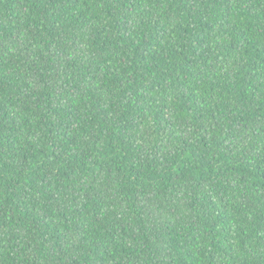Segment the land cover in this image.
Returning <instances> with one entry per match:
<instances>
[{"label":"trees","instance_id":"1","mask_svg":"<svg viewBox=\"0 0 264 264\" xmlns=\"http://www.w3.org/2000/svg\"><path fill=\"white\" fill-rule=\"evenodd\" d=\"M0 264H264V0H0Z\"/></svg>","mask_w":264,"mask_h":264}]
</instances>
